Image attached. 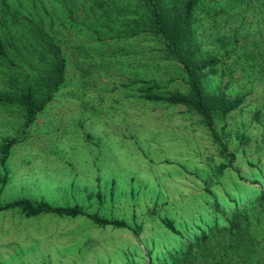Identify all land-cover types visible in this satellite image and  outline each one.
Returning <instances> with one entry per match:
<instances>
[{
	"label": "rangeland",
	"instance_id": "rangeland-1",
	"mask_svg": "<svg viewBox=\"0 0 264 264\" xmlns=\"http://www.w3.org/2000/svg\"><path fill=\"white\" fill-rule=\"evenodd\" d=\"M201 7L193 44L221 58L218 73L204 78V89L220 83L229 96L248 93L243 108L216 126L235 153L230 166L218 171L229 159L220 155L197 114L136 95L139 84L133 81L139 78L161 81L164 91H185L178 78L172 80L180 75L179 66L133 58L129 67L136 68L126 78L117 70L124 60L119 55L138 53L140 43L151 39L140 36L117 55L112 42L106 53L83 56L94 72L86 86L69 64L66 86L30 124L15 104L0 105V145L4 138L18 139L0 163V204L23 197L53 206L77 204L125 220L139 227V234L100 227L81 214L28 217L11 208L0 211V264H159L202 230L226 224L228 213L264 189V0H204ZM207 8L228 11L210 19ZM247 48L253 56L247 57ZM6 67L0 62V90L15 72ZM258 107L260 121L254 114ZM162 218L171 219L180 233L165 227Z\"/></svg>",
	"mask_w": 264,
	"mask_h": 264
},
{
	"label": "trees",
	"instance_id": "trees-1",
	"mask_svg": "<svg viewBox=\"0 0 264 264\" xmlns=\"http://www.w3.org/2000/svg\"><path fill=\"white\" fill-rule=\"evenodd\" d=\"M202 4L204 0H0V62L7 64L8 71L15 69L13 77L6 80L7 88L0 90V105L15 104L24 116V124L28 125L53 100L55 93L66 86L70 79L69 64L81 79L78 83L86 86L87 77L94 72L84 55L103 50L106 53L112 47L117 55L132 46L138 37L146 36L151 40L140 43L138 53L119 55L124 60L123 67L120 65L117 70L127 78V73L136 68L129 67L134 65L133 58L148 63L154 57L179 66L180 75L172 76V80L178 78V86L182 84L185 91H180L179 87L164 91L161 81L139 78L133 81L139 84L136 95L151 102L183 105L197 114L218 143L220 155L229 159L218 164L217 169L222 172L230 166L235 153L228 150L227 140H222L216 126L243 108L248 93L229 96L220 83L211 91L204 89V78L218 73L221 58L216 53H202V48L193 44L194 21L197 11H203ZM226 10L209 11L207 8L206 13L212 19ZM69 31L77 38H70ZM30 50L39 56L31 58ZM245 51L249 54L247 57L253 56V49ZM131 53L132 60H129ZM45 61L46 66H39ZM124 77L121 85L126 87ZM260 113L258 107L254 113L257 121H260ZM225 125L226 122L221 127L222 133ZM17 140L15 137L3 139L1 164L6 162ZM11 208H19L28 217L42 213L70 217L81 214L100 227L126 228L136 236L139 234V227L125 220L89 213L77 204L53 206L27 197L0 204V211ZM215 209L219 210L218 205ZM225 220L226 224L202 230L186 243L184 250L171 254L159 264H264V189H258L256 197L236 207ZM161 221L172 232L180 233L171 219L162 218ZM149 255L147 252L146 256Z\"/></svg>",
	"mask_w": 264,
	"mask_h": 264
}]
</instances>
